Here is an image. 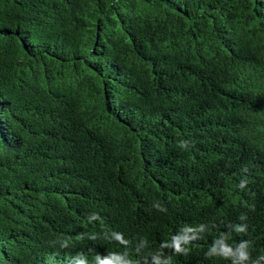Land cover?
Returning <instances> with one entry per match:
<instances>
[{
	"label": "trees",
	"instance_id": "obj_1",
	"mask_svg": "<svg viewBox=\"0 0 264 264\" xmlns=\"http://www.w3.org/2000/svg\"><path fill=\"white\" fill-rule=\"evenodd\" d=\"M0 264H264V0H0Z\"/></svg>",
	"mask_w": 264,
	"mask_h": 264
}]
</instances>
